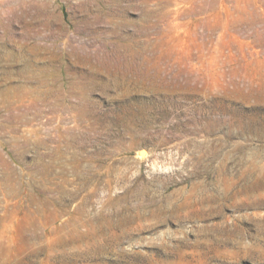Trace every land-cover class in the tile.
<instances>
[{"label": "rangeland", "instance_id": "1", "mask_svg": "<svg viewBox=\"0 0 264 264\" xmlns=\"http://www.w3.org/2000/svg\"><path fill=\"white\" fill-rule=\"evenodd\" d=\"M261 166L264 0H0V264H264Z\"/></svg>", "mask_w": 264, "mask_h": 264}, {"label": "bare ground", "instance_id": "2", "mask_svg": "<svg viewBox=\"0 0 264 264\" xmlns=\"http://www.w3.org/2000/svg\"><path fill=\"white\" fill-rule=\"evenodd\" d=\"M261 131V130H260ZM259 131V132H260ZM263 162V161H262ZM263 166H261L262 168ZM254 168H257L256 166ZM264 168V167H263ZM259 169V167L257 168ZM255 169V170H257ZM264 170V169H263ZM262 170V171H263ZM250 172V171H249ZM261 172V171H260ZM258 172V174L260 173ZM264 172V171H263ZM251 174V173H250ZM255 174V173H254ZM249 175V174H248ZM257 175V173H256ZM255 175V176H256ZM262 175V174H261ZM260 175V176H261ZM254 176V177H255ZM252 177V176H251ZM257 177V176H256ZM261 179V178H260ZM264 180V179H263ZM262 180V181H263ZM251 181V180H250ZM246 182L248 183V181L246 180ZM245 183V184H247ZM255 183V180H254ZM258 183V182H257ZM255 183V184H257ZM253 184V182H252ZM250 184V185H252ZM264 184V182H263ZM244 185V184H243ZM262 184L258 183L257 186L260 187ZM247 186V185H246ZM249 186V184H248ZM247 186V187H248ZM263 186V185H262ZM261 186V187H262ZM246 187V188H247ZM256 187V186H255ZM264 187V186H263ZM227 188V187H226ZM232 188V187H231ZM245 188V186H244ZM245 188V189H246ZM244 189V190H245ZM251 189V188H250ZM257 189V188H256ZM259 189V188H258ZM257 189V191H259ZM262 189V188H260ZM232 190V189H231ZM248 190V189H246ZM245 190V191H246ZM240 191V189H239ZM244 191V192H245ZM249 191H252L249 190ZM249 191H247L249 194ZM254 191V189H253ZM264 191V190H263ZM243 192V191H242ZM236 193V192H235ZM253 193V192H251ZM258 193V192H257ZM256 193V194H257ZM261 193V191H260ZM259 193V194H260ZM255 194V191L254 193ZM251 194V195H253ZM255 194V196H256ZM258 194V195H259ZM238 196V194H235ZM257 195V196H258ZM261 195H263L261 193ZM233 196V195H232ZM246 196V195H245ZM253 197V196H252ZM257 199V198H256ZM255 199V200H256ZM244 200V199H242ZM241 201V200H240ZM250 201V200H249ZM263 201V200H262ZM239 202V201H238ZM243 202V201H242ZM240 202V203H242ZM247 203V201L245 202ZM256 203V202H254ZM243 204V203H242ZM248 204V203H247ZM246 204V205H247ZM251 204V203H250ZM255 205V204H254ZM253 206V205H252ZM237 207V206H236ZM240 207V206H239ZM248 207V206H246ZM251 207V206H250ZM241 208V207H240ZM244 208V206L242 207ZM43 212V211H42ZM191 214V213H190ZM33 215V214H32ZM188 215V214H187ZM31 216V214H30ZM191 216V215H190ZM189 216V217H190ZM29 218V217H28ZM55 221H57V216L54 215L53 213H50L49 215H44L43 213L40 215H34L31 216V218L27 219V221H25V223H21L18 225V237L19 238H23L24 234H27L28 237H26L25 239H23L25 242H29L30 240H35L39 237H44L47 236L48 232L47 229L45 228L46 225H49V229L50 232H53L55 234V237L53 238H48V242L46 243V250H50L53 249L55 247L60 249V252L58 254L55 255H50L49 256V260L52 261H60V262H64L66 259H78V258H89V259H99L104 252V245L102 244V242L100 243L96 237H95V233L93 232L92 229L86 228L85 230H81V227H86L85 223L82 222V220L80 219H75L72 217H70L68 220H65L61 225L59 226H55ZM93 227V226H92ZM223 232V231H221ZM69 245H73L72 247V251L68 250V248H66ZM206 245V244H205ZM209 244H207L208 246ZM19 248V247H18ZM44 249V250H45ZM5 253H7L8 255L11 254V250L10 249H4L3 250ZM3 253V252H1ZM168 252H166L165 254H167ZM165 258V257H164ZM172 259V258H171ZM164 261V260H163ZM170 261V260H169ZM119 262V261H118ZM166 262V261H165ZM177 262V261H176ZM120 263V262H119ZM175 264V262L172 261L171 264ZM104 264V263H103ZM153 264V263H152ZM181 264V263H180ZM188 264V263H187Z\"/></svg>", "mask_w": 264, "mask_h": 264}]
</instances>
